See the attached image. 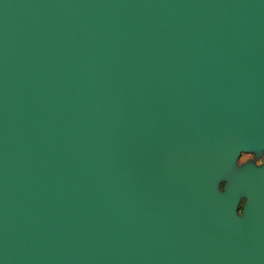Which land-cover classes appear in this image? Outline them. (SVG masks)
I'll use <instances>...</instances> for the list:
<instances>
[{
	"label": "water",
	"instance_id": "95a60500",
	"mask_svg": "<svg viewBox=\"0 0 264 264\" xmlns=\"http://www.w3.org/2000/svg\"><path fill=\"white\" fill-rule=\"evenodd\" d=\"M263 155L264 0H0V264H264Z\"/></svg>",
	"mask_w": 264,
	"mask_h": 264
},
{
	"label": "rangeland",
	"instance_id": "374dc122",
	"mask_svg": "<svg viewBox=\"0 0 264 264\" xmlns=\"http://www.w3.org/2000/svg\"><path fill=\"white\" fill-rule=\"evenodd\" d=\"M251 155L252 154H250V153H243L241 156H240V158H239V162L241 163V162H245L248 158H250L251 157ZM264 161V156L262 157V158H260L257 162L258 163H261V162H263Z\"/></svg>",
	"mask_w": 264,
	"mask_h": 264
},
{
	"label": "flooded vegetation",
	"instance_id": "af4514ba",
	"mask_svg": "<svg viewBox=\"0 0 264 264\" xmlns=\"http://www.w3.org/2000/svg\"><path fill=\"white\" fill-rule=\"evenodd\" d=\"M263 156H264V155H263ZM263 156H262V157H263ZM262 157H261V158H262ZM252 159H253V155H251V157L248 158L246 161H248V160H252ZM263 162H264V161H263ZM257 163H258V162H257ZM261 163H262V162H261ZM258 164H259V163H258Z\"/></svg>",
	"mask_w": 264,
	"mask_h": 264
},
{
	"label": "trees",
	"instance_id": "16d2710c",
	"mask_svg": "<svg viewBox=\"0 0 264 264\" xmlns=\"http://www.w3.org/2000/svg\"><path fill=\"white\" fill-rule=\"evenodd\" d=\"M221 186H223V184L221 185ZM242 207V203H241V206H240V208Z\"/></svg>",
	"mask_w": 264,
	"mask_h": 264
}]
</instances>
